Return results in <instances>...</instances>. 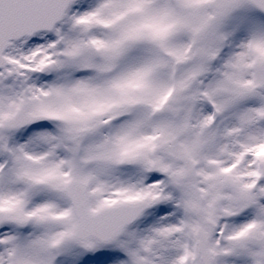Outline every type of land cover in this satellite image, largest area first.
<instances>
[{"label":"snow or ice","instance_id":"1","mask_svg":"<svg viewBox=\"0 0 264 264\" xmlns=\"http://www.w3.org/2000/svg\"><path fill=\"white\" fill-rule=\"evenodd\" d=\"M0 264H264V0H0Z\"/></svg>","mask_w":264,"mask_h":264}]
</instances>
